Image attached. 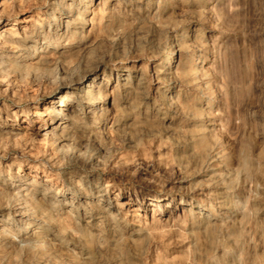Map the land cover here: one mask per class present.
Returning a JSON list of instances; mask_svg holds the SVG:
<instances>
[{"label": "rangeland", "instance_id": "374dc122", "mask_svg": "<svg viewBox=\"0 0 264 264\" xmlns=\"http://www.w3.org/2000/svg\"><path fill=\"white\" fill-rule=\"evenodd\" d=\"M0 264H264V0H0Z\"/></svg>", "mask_w": 264, "mask_h": 264}, {"label": "bare ground", "instance_id": "6f19581e", "mask_svg": "<svg viewBox=\"0 0 264 264\" xmlns=\"http://www.w3.org/2000/svg\"><path fill=\"white\" fill-rule=\"evenodd\" d=\"M27 23H29V21L27 22ZM99 95H100V101H99V104H102L103 102H104V100H103V97H102V95L99 93ZM88 104L89 105H94V103L92 102V101H89L88 102ZM66 113V112H65ZM68 116V115H67ZM36 223V222H35ZM21 225V224H20ZM29 225H32V224H29ZM28 227V226H27ZM30 227V226H29Z\"/></svg>", "mask_w": 264, "mask_h": 264}]
</instances>
